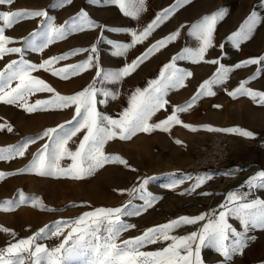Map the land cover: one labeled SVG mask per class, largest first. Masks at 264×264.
I'll return each mask as SVG.
<instances>
[{"label": "rangeland", "instance_id": "obj_1", "mask_svg": "<svg viewBox=\"0 0 264 264\" xmlns=\"http://www.w3.org/2000/svg\"><path fill=\"white\" fill-rule=\"evenodd\" d=\"M174 3L175 0H145V11L141 12L140 16L145 19L150 10L154 11L156 16L162 9ZM81 9H84L94 22L109 29H126L130 22H134L133 18L124 16L117 6L107 4L106 0H98L96 5L89 3V0H72L71 4L64 6L59 5V0H14L11 4H0V11L46 10L57 26L70 20ZM217 11H223L224 15L215 25L213 47L206 52L205 61L218 59L225 67H232L249 58L264 55V0H190L183 7L177 8L168 20L160 24L162 25V38L184 25L175 42L157 51L119 83L97 84L98 88L118 93L116 99L108 98L106 103L98 104L97 110L103 115L118 119L128 107L129 98L135 89L139 86L144 88L148 84L147 75L153 79L157 78L161 67L168 63L173 55L186 47L195 49L199 46V41L189 34V26L205 15ZM253 12L261 18L262 22L255 27L250 39L241 43L237 48L227 37L237 31ZM154 17L146 19L145 26ZM40 25H42V18H33L22 20L12 28L6 29L5 35L16 41L6 46L21 47L22 38L28 36L33 30H40L38 27ZM125 34L112 31L101 32L99 28L86 29L53 43L42 53L26 50L23 58L31 63L39 64L43 59L77 48L90 49L93 44H97V58L100 67L105 71H116L140 56L153 44L147 43L140 51H135L131 55L129 51L132 48L123 56H115L113 55L114 50L106 42L98 43L101 36L104 41L120 42ZM122 42H130V39L124 38ZM87 57L88 53L83 52L59 62L54 67L76 64L86 60ZM20 58V54L4 55L0 58V70L4 69L10 61ZM177 66L191 72L192 76L185 79L183 87L168 92L166 96L168 104L164 109L156 112L149 123L164 120L171 114L173 106L188 102L200 83L211 78L219 67L217 64L190 61H177ZM258 68L261 66L248 65L234 69L228 74V79L223 84L213 86V91L216 93L214 96L202 97L191 109L178 114L184 124L198 129L195 132L182 125H173L168 131L155 129L150 133L139 132L130 140H121L116 137L107 141L103 147L104 153L119 156L127 162V166L119 163L106 164L91 175L80 179L59 174L40 176L35 172L20 173L19 170L29 166L34 154L49 142L47 138L36 139L34 143L29 144L23 156L0 160V173L5 174L0 176V202L18 201L20 193L28 198L24 204H18L11 210H0V229L9 230L8 232L0 231V249L33 236L45 226H48L47 234L41 235L35 243L53 249L59 246L70 230L69 227H65L60 235H51L57 222L74 220L102 206L115 208L128 204L129 211L139 209L144 205L140 193L129 194L128 190L138 187L139 182L146 177H153V179L145 186V192L158 199L152 207L140 215L122 216L124 223L135 227L122 232L116 242L160 225L164 217L173 218L174 213L185 207L182 202L186 197L194 201L192 196L185 195L190 194L187 190L196 178L209 177L200 188L193 192L196 199L201 195L200 193L212 194L236 181L237 173L232 170H212V174L203 173L198 177H192L181 169L209 142L213 133H208V128L221 129L228 122H246L264 127V104L257 103L248 96H238L233 99L227 95V92L234 90L241 81L254 76ZM31 75L50 85L56 93L72 95L93 82L96 70L90 68L68 80H62L44 70L35 71ZM12 86L15 87V82ZM246 87L264 92V70ZM51 95L48 92H37L27 97V104L31 105L37 100L49 99ZM97 99L104 98L98 96ZM213 105L222 107L215 108ZM74 112L75 108L72 106L65 109L37 110L29 113L17 104H6L0 101V125L4 126L0 128V150L18 145L29 138L41 136L46 129L55 128L70 121ZM8 126L12 127V132L7 131ZM85 131L82 129L68 141L66 148L69 151L74 152L77 149ZM176 140L181 143H175ZM2 154L8 155L7 152ZM71 163L72 161L65 156L61 159L59 166L66 169ZM8 173L17 174L7 175ZM34 203L36 206H33ZM261 253L264 254V252ZM25 264H29L27 259Z\"/></svg>", "mask_w": 264, "mask_h": 264}, {"label": "snow or ice", "instance_id": "obj_2", "mask_svg": "<svg viewBox=\"0 0 264 264\" xmlns=\"http://www.w3.org/2000/svg\"><path fill=\"white\" fill-rule=\"evenodd\" d=\"M13 2L14 0H0V4ZM97 2L98 0H89V3L93 5H96ZM106 2L109 5L117 6L124 16L133 19H138L141 12L145 11V0H106ZM189 2L190 0H175L173 5L158 12L154 19L139 32L123 28L109 29L97 24L90 19L84 9H81L70 20H66L59 26L53 23V18L48 16L46 10L0 11V58L6 54H20L21 56L20 59L10 61L4 69L0 70V101L6 104H17L29 113L37 110L65 109L72 106L75 108L70 121H66L55 128L46 129L39 137L29 138L18 145L0 150V160L10 159L13 156H23L29 144L34 143L36 139L47 138L49 142L45 143L34 154L29 166L19 170L20 173L35 172L40 176L59 174L80 179L91 175L106 164L119 163L127 166V162L119 156L104 153L103 147L107 141L116 137L121 140H130L139 132L150 133L155 129L168 131L173 125H182L190 131H197L196 127L184 124L178 114L191 109L200 98L214 96L216 93L213 91V86L223 84L228 79V74L234 69L248 65H260L261 68L257 69L254 76L241 81L234 90L228 91L227 95L233 99L238 96H248L257 103L264 104V92L246 87L252 79L258 78L261 71L264 70V55L249 58L232 67H225L218 59L205 61L206 52L213 47L214 28L217 21L223 17V11L205 15L198 22L189 26V34L199 41V46L195 49L187 47L182 49L161 67L157 78L148 81L147 87L136 88L129 98L128 107L118 119L103 115L97 110L98 104H104L108 98L116 99L118 96L116 92L98 88L97 84H116L130 76L149 57L168 44L175 42L184 25H181L179 29L167 37L153 43L140 56L116 71H105L100 67L97 58V44H93L90 49L77 48L43 59L39 64L31 63L23 58V53L26 50L42 53L50 45L66 39L70 34L97 28L101 32H123L131 35L130 42L104 41L102 36L98 40V43L106 42L114 50L113 55L123 56L131 48L142 43L160 24L168 20L177 8L183 7ZM71 3L72 0H59L60 6ZM33 18H42V25L38 26L40 30H33L28 36L22 38L21 47L6 46L16 43L14 39L5 35L6 29L12 28L22 20ZM261 22V18L253 12L244 20L239 29L229 35L227 39L238 48L241 43L250 39L253 30ZM83 52L88 53L86 60L59 68L54 67L59 62L66 61ZM177 61L207 62L217 64L219 67L211 78L200 83L188 102L173 106L171 114L164 120L149 123L151 117L168 104L166 99L168 92L183 87L185 79L192 76L191 72L178 67ZM90 68L96 70L93 82L72 95L56 93L50 85L31 75L35 71L44 70L62 80H68ZM13 82H15V87L12 86ZM37 92H48L52 95L49 99L37 100L34 104L28 105L27 97ZM98 96L104 99L98 100ZM213 107L220 108L222 106L213 105ZM3 127L0 125V128ZM82 129L86 131L77 149L74 152L69 151L66 144ZM207 130L232 133L243 138L254 137L253 132L240 127L208 128ZM7 131L12 132V127L8 126ZM175 143L180 144L181 141L176 140ZM4 152H7L8 155H3ZM65 156L72 161L66 169L59 166L61 159ZM14 174L17 173H8L7 175ZM3 175L5 174L0 173V176ZM151 179L153 177L143 178L138 187L128 190L129 194L140 193V198L144 201L141 208L129 211L128 204L115 208L101 207L86 212L74 220L57 222L51 235H60L65 227H69L70 230L59 246L51 250L35 243L41 235L47 234L48 226H45L33 236L0 249V264H25L26 259L29 264H68L69 261L78 257H89L85 264H203L201 249L205 246L213 247L222 257V260L228 262L234 255L241 253L247 245L245 234L237 231L228 222L229 217L237 219L245 233L249 227L264 229V200L247 201L246 193L233 191L227 194L225 202L219 206L220 211L218 213L213 210L211 213L194 217L180 216L165 224L148 228L140 236L117 243V238L122 232L135 227L124 223L121 219L122 216L140 215L152 207L158 199L145 192V186ZM207 179L209 177L196 178L187 192H195ZM243 186L249 189H264V170L249 177ZM200 194L210 195V193ZM27 199L23 193H20L18 201L0 202V210H11L18 204H24ZM33 206L36 204L34 203ZM42 210L52 211L53 209ZM205 220L207 222L203 223L199 231H193L185 236L170 235L173 230L183 225H192ZM0 231L8 232L9 230L0 229ZM159 240H170L171 243L155 252L139 250L146 244H153Z\"/></svg>", "mask_w": 264, "mask_h": 264}, {"label": "crops", "instance_id": "obj_3", "mask_svg": "<svg viewBox=\"0 0 264 264\" xmlns=\"http://www.w3.org/2000/svg\"><path fill=\"white\" fill-rule=\"evenodd\" d=\"M154 16L155 12L151 10L146 14L145 19H142L139 15V19H134V22H130L126 29L139 32L143 29V27H145L144 22L146 21V19L153 18ZM158 28L155 29L146 39H144L142 43L134 46V48L131 49L132 51H129V54L131 55L135 51H140L144 45H147V43H155L156 41L162 39V25H160ZM124 38L131 40V35L129 33H126L124 36H122L120 42H122ZM147 76L149 78V81L153 79L150 78L149 75ZM145 87H147V85ZM139 88L143 89L140 86ZM229 127H240L254 133L253 138H243L236 134L223 132L228 137V143L230 147V159L226 167H230L228 168L229 170L237 173L236 181L224 186L220 190H216V192L212 194L210 193V195H200L198 199L193 196V192L187 194L188 196L193 197L194 202L188 206L183 207L182 209L177 211V213H174L175 216L173 218L167 219L164 217L163 220L160 221V225L165 224L170 220L176 219L180 216L194 217L200 214L211 213L213 210H216V212L218 213L220 211L219 206L225 202L227 194L233 191L237 193H246L247 201L264 200V189H249L248 187L243 186L245 185V181L249 177L253 176L259 171L264 170V127L251 125L246 122H228L227 124H224L221 129ZM207 132L214 133L210 130ZM212 170L215 169H207L204 173H206L207 175V173H211ZM102 207L108 208L106 206ZM205 222L207 221H200L192 225H183L180 228L173 230L170 235L185 236L193 231H199L203 223ZM228 222L234 228H236L237 231L245 234V238L247 240L246 247L242 250L241 253L234 255L230 261L224 262L222 260V257H220V255L213 247L205 246L201 249V258L203 264H264V254L261 253L264 252V229L249 227L247 232L245 233L244 229L241 227L237 219L229 217ZM142 233L143 232L135 236H127L118 240L117 243L135 238L142 235ZM170 243V240H159L153 244H146L139 250L144 252H155L163 249L164 247H167ZM87 259H89V257H78L69 261L68 264H85V261Z\"/></svg>", "mask_w": 264, "mask_h": 264}, {"label": "built area", "instance_id": "obj_4", "mask_svg": "<svg viewBox=\"0 0 264 264\" xmlns=\"http://www.w3.org/2000/svg\"><path fill=\"white\" fill-rule=\"evenodd\" d=\"M230 156L228 137L223 132L216 131L211 135L209 142L196 153L183 167L182 171L192 177L202 175L207 169L229 170L226 165ZM185 196H188L187 194ZM194 201L186 197L183 206H188Z\"/></svg>", "mask_w": 264, "mask_h": 264}, {"label": "bare ground", "instance_id": "obj_5", "mask_svg": "<svg viewBox=\"0 0 264 264\" xmlns=\"http://www.w3.org/2000/svg\"><path fill=\"white\" fill-rule=\"evenodd\" d=\"M220 175H223V174H220ZM224 176V175H223ZM218 177H221V176H218Z\"/></svg>", "mask_w": 264, "mask_h": 264}]
</instances>
